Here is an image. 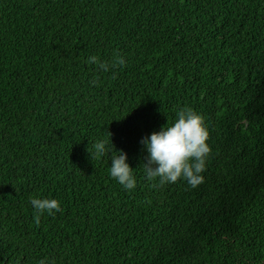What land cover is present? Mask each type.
Returning a JSON list of instances; mask_svg holds the SVG:
<instances>
[{
	"label": "trees",
	"instance_id": "obj_1",
	"mask_svg": "<svg viewBox=\"0 0 264 264\" xmlns=\"http://www.w3.org/2000/svg\"><path fill=\"white\" fill-rule=\"evenodd\" d=\"M189 107L204 182L147 179L141 139ZM107 133L133 190L91 155ZM44 257L264 264V0H0V264Z\"/></svg>",
	"mask_w": 264,
	"mask_h": 264
},
{
	"label": "clouds",
	"instance_id": "obj_2",
	"mask_svg": "<svg viewBox=\"0 0 264 264\" xmlns=\"http://www.w3.org/2000/svg\"><path fill=\"white\" fill-rule=\"evenodd\" d=\"M98 62L99 68L107 72L110 65L98 61V57H90ZM120 65L126 60L123 56L117 58ZM95 83V81H94ZM111 133L98 139L93 144L96 157L108 156L111 153L110 175L127 190L135 189L137 178L134 169L128 163L127 153L115 150L111 142ZM209 140V130L204 116L192 108H182L176 113L172 123L161 126L159 131L152 132L141 139V144L147 151V161L143 164L144 174L149 180L158 179L159 184L175 183L186 180L192 187L204 182V172L212 151ZM30 203L35 209L34 220L40 222L44 212L55 214L62 211L61 202L56 198L33 196ZM38 264H56L55 260L44 257Z\"/></svg>",
	"mask_w": 264,
	"mask_h": 264
},
{
	"label": "rangeland",
	"instance_id": "obj_3",
	"mask_svg": "<svg viewBox=\"0 0 264 264\" xmlns=\"http://www.w3.org/2000/svg\"><path fill=\"white\" fill-rule=\"evenodd\" d=\"M246 189H252V188H260L259 186V178L254 179L253 182L245 187Z\"/></svg>",
	"mask_w": 264,
	"mask_h": 264
}]
</instances>
